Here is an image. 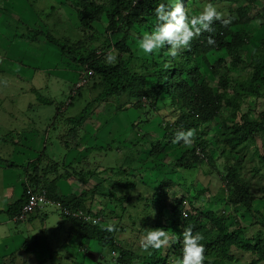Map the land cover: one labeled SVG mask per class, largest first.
<instances>
[{
  "label": "trees",
  "instance_id": "trees-1",
  "mask_svg": "<svg viewBox=\"0 0 264 264\" xmlns=\"http://www.w3.org/2000/svg\"><path fill=\"white\" fill-rule=\"evenodd\" d=\"M64 1L69 3L75 11L82 30L94 31L93 25L104 18L107 22L105 31L108 34V38L102 42V47L93 50H89L82 42L81 44L70 43L66 39H57L50 34L45 36L48 43L64 56L69 57L71 62L82 67L85 75L88 74V71L92 72L88 77V82L84 85L85 87H82L89 92H95V96L78 115L65 118L70 126L69 136H76L84 128L93 108L100 104L114 102V110L109 116L111 119L116 115V112L128 105L143 113H150L160 103L169 105L177 111V117L173 124L168 123L165 126L167 133L163 136L164 140H174L178 131L195 129V139L191 149L185 150L182 158L169 164L175 169L184 170L195 168L196 164L216 160L215 149L210 146L205 136L208 127L217 122L220 125L218 139L215 141L216 149L219 151L218 158L225 162L234 161L231 165L224 163L223 167L225 205H228L232 210L238 207L249 212L253 215V219H256L254 223L258 225L257 232L248 237L239 220H234L233 228L228 226L233 217L226 208L218 211L194 209L190 200L177 198V195L174 194L172 200L175 203L172 202L167 218L164 214L166 203H156L154 198L145 200L146 207L150 202V205H154L156 208L154 219L149 217L152 220H146L150 221L146 226L148 229L162 228L170 236L174 235L175 242L170 248L162 247L159 250L150 248L139 254L135 251L136 249L125 248L119 243L115 235L117 226L109 232L106 230L108 225H103L100 221L97 224H91L60 212L61 217L71 224L70 236L74 238L72 243L77 247V251L90 252L91 243H95L102 250H109L110 256L111 253H117V257L111 261L112 264H176L178 259H182L183 254L182 232L184 228L191 226L194 235L199 233L203 237L200 243L205 248L204 264H260L264 262V206L261 211L256 210L253 206L255 196L250 190L249 183L240 174L243 156L239 155L249 145L256 146L258 143L255 155L260 157L261 164L264 166V110L255 117L251 116L248 110L244 111L248 99L264 98V36L259 40L258 47L253 51L249 63H246L244 57V49L251 40V34L248 33L246 27L253 20H261L264 17V0H210L209 4L212 5L222 3L221 6L217 5L219 7L216 9L223 14L224 19L235 17L227 27L223 26L220 21H214L213 32H201L195 36L190 41L189 47L182 49L177 57L173 58L169 55L171 45L165 42L163 48L149 53V57L136 58L138 63L134 62V54L129 45L131 29L135 25L144 26L147 20H155L158 26L160 22L157 20L155 9L160 4L170 5L167 0ZM184 1L182 5L189 17L200 14V12L196 13V10L186 7L187 1L193 4L196 0ZM258 2L262 7L261 12H257ZM223 5L225 6L223 7ZM161 23L163 22L161 21ZM38 34L41 33L36 32L35 35ZM209 37L215 40L214 45L207 43ZM95 39L98 40V38ZM110 52L117 57L114 65H109L106 62V57ZM212 52H222L223 55L210 63L207 60V55ZM198 59H202L209 72L216 77L214 85H211L209 80L204 79L201 75L196 66ZM166 64L169 67L166 68ZM242 64L248 68L247 74L240 73L238 76H232V72L237 73L242 69ZM82 87L75 90L76 95H82L80 91ZM34 93L37 94L36 90ZM37 96L40 103L52 104V101L42 98L41 95L37 94ZM55 109L56 116L63 115L66 110L61 105L56 106ZM69 139L71 144L61 141L62 144L66 148L73 145V148L78 149L77 139L72 137ZM153 151H159V144ZM43 154L45 152L36 160L28 163V166L22 165L26 185L23 184L21 199L9 206L7 210L9 218H13L25 202L26 186L44 188L48 192L49 198L59 203L63 208L86 211L96 218H103L107 215L105 213L106 205H102L101 210L97 213H92L91 206H85L87 192L78 196L61 195L57 190V184L65 178L66 172L50 178L49 175L52 172L59 170L60 164L51 160V165L42 168ZM185 156H187L186 159ZM132 163L133 159H130V172H132ZM7 166L15 168L21 165L11 162L7 163ZM63 167L71 169V164ZM119 172L122 170L114 172V176L118 177ZM69 173L76 178L80 176L84 183L91 175L101 174L92 171L79 172L78 174L74 170ZM105 183L111 188L123 185L102 176L101 181L89 191V195H93L90 197L100 195V197L111 198L113 205L119 201L122 210V205L129 203L132 198L119 196L120 198L116 200L115 196L100 192V190L98 192V189H101ZM175 185H177L175 182L161 180L159 191L154 190L151 195L154 197L160 193L164 197L168 196L167 189ZM131 186L134 187L133 184ZM198 195L195 199L198 198ZM137 199L143 201L142 198L137 197ZM120 213L122 214L121 211ZM118 217L120 215H116L117 219ZM145 235L143 234V239ZM36 239L24 240L23 254L25 253L26 256L34 254L39 247ZM236 252L248 254L251 258L248 262L241 263Z\"/></svg>",
  "mask_w": 264,
  "mask_h": 264
},
{
  "label": "rangeland",
  "instance_id": "rangeland-1",
  "mask_svg": "<svg viewBox=\"0 0 264 264\" xmlns=\"http://www.w3.org/2000/svg\"><path fill=\"white\" fill-rule=\"evenodd\" d=\"M16 1L21 4V7H24L22 4H26L27 1L31 9L28 11L33 12L34 17L33 14L27 15L24 22H21L23 18L10 15L8 3H11L12 0H2L0 3V137L11 127L27 121V126L31 129L41 131L40 133L43 135L46 134L44 137L47 147L46 157H55L60 164L59 170L50 174L51 178L64 172H66V178L71 177L72 174L69 172L73 170L78 174L79 172L90 171L101 173L98 176L91 175L86 183L82 182L84 180L80 176L75 177L73 179L76 182L70 181L66 187L71 186L70 191H75L81 187L80 194L87 192L88 197L85 206H91L92 213H97L101 210L102 205H106L105 213L107 215L103 218L100 217V222L103 225L117 226L115 235L119 243L125 248L136 249L135 251L139 254L143 253L144 249L141 244L144 239L142 236L146 234L145 229H148L146 224L150 223L146 220H152L149 217L154 219L155 215L156 208L154 205H150L151 203L148 202L150 207H148L149 205L146 207L145 200L147 201L149 198H154L156 203L164 202L167 204L164 211L165 218L169 215L171 204L175 203L172 200V195L176 194L177 198L190 200L194 209L218 211L226 208L233 217L228 223L230 228H233L234 220L237 219L245 228V234L248 237L257 232L258 225L254 223L256 219H253V215L242 208L237 207L232 210L229 209L228 205H225V185L222 180L223 167L224 163L231 165L234 161L225 162V160L218 158L219 151L216 149L215 141L218 139L220 125L217 122L208 127L205 136L210 146L215 149L216 160L196 164L195 168L184 170L175 169L169 165L171 162L182 158L185 150L191 149V147L185 146L183 142L173 143V140H164L163 136L167 133L165 126L168 123L173 124L177 117V111L169 105L160 103L150 113H143L128 105L116 112V115L111 119L109 116L114 110V102L100 104L98 107L94 106L95 108H93L84 128L76 136H69L70 126L65 118L78 115L95 96V92H89L82 87L80 90L82 95H76L75 83L80 81L85 71L48 43L45 36L50 34L57 39H66L70 43L81 44L82 42L89 50H93L101 48L103 40L108 38L105 31L107 22L102 18L100 22L93 25L94 31H84L78 23L75 11L64 0ZM167 1L170 5L177 2V0ZM209 1L196 0L193 4L187 1L186 7L190 10H196V13H201ZM178 2L183 4L185 1L178 0ZM221 4L214 3L213 6L217 8ZM256 8L257 12L262 11L259 2ZM16 14L22 16L19 13ZM156 26L155 20H147L144 26L135 25L131 29L129 45L134 54L135 63H138L136 58L149 57L139 48V41L146 33H151ZM246 30L251 34V40L244 49L246 63H249L253 51L258 47L259 40L264 36V17L261 20H253L246 27ZM36 32L41 34L35 35ZM47 50H49V54L46 53ZM222 55V52H212L207 55V60L213 63ZM51 57H55L57 63L62 62L60 65L63 67V78H54L53 75L35 70L40 67L43 60L46 61ZM19 65L26 66L28 70L21 72ZM196 66L203 78L214 85L216 77L209 72L202 59L197 60ZM243 67L242 64V69L237 73L232 72L231 75L247 74L248 68ZM16 73L23 76L24 81L18 79L14 75ZM31 76L33 77L32 80L30 79ZM76 76L78 77L75 80ZM84 78L88 79V76ZM74 80L75 83H73ZM86 88L88 89V87ZM34 90L42 98L52 101V104L40 103ZM60 105L66 110L63 115L56 116L55 108ZM247 110L251 116H257L264 110V98L259 100L248 99L244 106V111ZM85 132L92 134L91 140L88 142H82ZM70 137L77 139L78 149L73 148V145L65 148V145L60 143V141L70 142ZM158 144L159 151H153ZM257 147L258 143L256 146L249 145L239 153L243 156L240 174L249 183L250 190L255 196L254 208L261 211L264 206V166L261 164L260 157L255 155ZM70 148L75 149L80 154L75 161L71 162L72 170L64 168L62 164L66 152ZM19 158L20 156L17 159ZM130 159H133L132 172L129 171ZM237 160L240 161V159ZM7 161L11 163L14 160L11 158ZM21 167L22 164L18 167L20 169L15 168L14 170L17 175L21 174L20 176L24 177ZM41 167H44L43 161ZM98 167L102 168L98 169ZM102 169L106 172H103ZM120 170L122 172H119L118 177L112 174ZM125 172L127 173L125 174ZM102 176L114 180V182L118 181L123 185L120 186L119 184L120 187L111 188L105 183L101 189H98V192L100 190V192L115 196L116 200L120 198L119 196L132 198L129 203L122 205V210L119 201L113 205L111 198L100 197V195L90 197L93 195H89V191L101 181ZM164 179L171 183L175 182L177 185L167 189L168 196L164 197L159 193L153 197L151 194L154 193V190L159 191V182ZM131 184L134 185L133 188ZM196 195H198L197 199H195ZM137 197L142 198L143 201ZM184 204L187 206L186 203ZM116 215H120V217L117 219ZM29 218L31 230H25L28 223L24 222L27 220L15 225L12 224L13 230L16 233L21 232L24 240L36 235L39 247L36 249V255L26 256L25 253L16 255L12 259L15 264H25L26 257L28 264H112L111 261L117 257L116 252L111 253L110 256L109 250H102L95 243H91L90 252L86 250L85 252L83 250H80V253L77 252V247L72 243L73 236H70L71 224L61 217L60 210L55 207H46L35 211L27 219ZM171 237L175 240L174 235ZM31 239L33 240L35 237ZM173 243L170 242L163 248L168 249L173 246ZM86 255H89V258ZM236 255L241 263L248 262L251 258L248 254L240 252H236ZM260 264H264V262Z\"/></svg>",
  "mask_w": 264,
  "mask_h": 264
},
{
  "label": "crops",
  "instance_id": "crops-1",
  "mask_svg": "<svg viewBox=\"0 0 264 264\" xmlns=\"http://www.w3.org/2000/svg\"><path fill=\"white\" fill-rule=\"evenodd\" d=\"M1 1L2 0H0V3ZM8 4L10 5V8L8 9L11 13L10 15L16 16L18 18H23L21 22H24V19L27 15L33 14L34 17V13L28 11L31 9L30 6H28L27 1L26 4H22L24 7H21V4L16 0H12V2ZM16 13H19L22 16ZM28 29H31V27H28ZM48 51L49 50H47L46 53H48ZM4 61L7 62L6 59H4ZM57 62L58 61L55 57H51L46 61L43 60V62L40 64V67H37L35 70L44 72L49 75H53L52 77L54 78L57 77L63 78L62 77L63 67H61L60 65L62 64V62L61 61L60 63ZM19 67H20L19 70L21 72L23 71L25 72L28 70L26 66L19 65ZM14 75L17 76L18 79L24 81L23 76L17 75V73ZM30 79L32 80L33 77L31 76ZM76 79L77 76L75 77V80ZM75 80L73 81V83L75 82ZM3 101H5V99H3ZM40 132H38L36 129H31V127L27 126V121H26L23 122V124H17V126L11 127L4 135L0 137V264H15V261H13L12 259L16 257V255L18 254L23 255L22 245L24 243V238L22 237L21 232L16 233L13 230L14 228L12 226L13 223L9 221L7 210L9 206L15 204L21 199L23 194V184L25 183L26 185V181H25V177L20 176L21 174L17 175V172L14 170L16 167L14 168L7 166L8 163L7 160L13 158L14 161L11 162H14L15 164L18 165L22 164L24 166H28L27 165L28 163L36 160L38 156L42 155V153L45 152L47 148L45 146L46 142L44 141V137L46 134L44 133L43 135ZM91 136H92L91 133L85 132L82 137V142L90 141ZM60 143L62 144L61 141ZM78 155L80 156V154L76 152L75 149L73 148L68 149L65 155V159L62 161V164L64 166H69V164H71L72 161H75L79 157ZM19 156L20 158L17 159ZM42 158H43L44 167H47V165H51V160L57 162L55 157H49V156L46 157V154H43ZM15 159L17 160L15 161ZM99 167L98 169L102 168ZM102 171L105 172L106 170L102 169ZM73 178H75V176L72 174L71 177L68 178L65 177L57 184V190L61 195L63 196H67L69 194H73L76 196L80 195L81 187L80 189H77L75 191H70L71 186L66 187V184L68 182L70 181L76 182V180ZM30 222H31L30 218L27 219L26 222H24V223H28L25 230L32 229ZM33 237L36 238V235ZM33 237L31 236L29 239ZM36 253L37 251L34 252V255H36ZM86 257L89 258V255H86ZM27 260L28 258L26 257L25 264H28Z\"/></svg>",
  "mask_w": 264,
  "mask_h": 264
},
{
  "label": "clouds",
  "instance_id": "clouds-1",
  "mask_svg": "<svg viewBox=\"0 0 264 264\" xmlns=\"http://www.w3.org/2000/svg\"><path fill=\"white\" fill-rule=\"evenodd\" d=\"M155 12L157 20L160 23L151 33H146L140 39L139 48L144 53L149 54L154 50L163 48L165 42H167L171 45V47H169V55L173 58L177 57L182 49L188 48L190 41L201 32H213L214 28L212 27V24L214 21H220L223 26L227 27L232 20L235 19V17L224 19L223 14L217 11L216 7L212 4H207L199 15L189 17L185 7L179 3L178 0L173 5H158ZM161 21L163 23H161ZM257 23H259V21H257ZM207 43L209 45H214L215 40L212 37H209ZM116 59V55L110 52L106 57V62L109 65H114ZM165 67L167 68L169 65L166 64ZM194 139L195 129H188L186 131L181 130L176 133L173 143H180L182 141L185 146L191 147L194 143ZM11 219L12 218H9L10 222ZM114 227V225L109 224L106 230L111 232L114 230ZM145 232L146 235L141 244L145 251L150 248L159 250L162 247L169 245L170 242H175L174 238L162 228L145 229ZM182 237V259H178L176 264H204L205 248L200 243L203 239L202 235L199 233L194 235L192 227L189 226L184 228Z\"/></svg>",
  "mask_w": 264,
  "mask_h": 264
},
{
  "label": "built area",
  "instance_id": "built-area-1",
  "mask_svg": "<svg viewBox=\"0 0 264 264\" xmlns=\"http://www.w3.org/2000/svg\"><path fill=\"white\" fill-rule=\"evenodd\" d=\"M92 72L88 71V74L83 73L80 81L75 83L76 89L84 86L88 79H85L86 76H91ZM26 200L22 204L18 213L11 219L13 223H19L27 220V218L34 213L35 211L41 210L46 207H56L59 208L63 215L70 216L72 218L82 220L83 222H90L91 224H97L100 221V218L91 216L90 214L83 212L81 210L73 211L70 209L62 208L58 203L54 202L49 198L48 192L44 188L26 186L25 188Z\"/></svg>",
  "mask_w": 264,
  "mask_h": 264
}]
</instances>
